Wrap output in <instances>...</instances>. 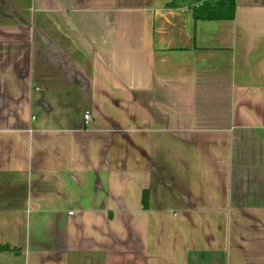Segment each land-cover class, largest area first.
<instances>
[{"label":"crops","instance_id":"0c3cea01","mask_svg":"<svg viewBox=\"0 0 264 264\" xmlns=\"http://www.w3.org/2000/svg\"><path fill=\"white\" fill-rule=\"evenodd\" d=\"M170 1L0 0V264H264V0Z\"/></svg>","mask_w":264,"mask_h":264},{"label":"trees","instance_id":"16d2710c","mask_svg":"<svg viewBox=\"0 0 264 264\" xmlns=\"http://www.w3.org/2000/svg\"><path fill=\"white\" fill-rule=\"evenodd\" d=\"M179 3H187L195 19H231L234 16L235 0H204L199 6L193 5L191 0H172L168 3L171 6H178ZM149 192L142 190L141 201L144 207L148 204ZM7 243H0V251L12 250Z\"/></svg>","mask_w":264,"mask_h":264},{"label":"built area","instance_id":"2783aa9c","mask_svg":"<svg viewBox=\"0 0 264 264\" xmlns=\"http://www.w3.org/2000/svg\"><path fill=\"white\" fill-rule=\"evenodd\" d=\"M204 0H196L195 2H193V5L195 6H199L200 4H202ZM91 113L89 111H86L84 114H83V122L84 124L87 126L89 125L90 123V120H91ZM69 213H71V211H69Z\"/></svg>","mask_w":264,"mask_h":264}]
</instances>
